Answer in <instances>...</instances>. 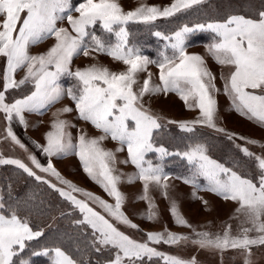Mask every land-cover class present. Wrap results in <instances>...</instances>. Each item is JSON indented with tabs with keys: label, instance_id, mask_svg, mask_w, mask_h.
Here are the masks:
<instances>
[{
	"label": "snow or ice",
	"instance_id": "snow-or-ice-1",
	"mask_svg": "<svg viewBox=\"0 0 264 264\" xmlns=\"http://www.w3.org/2000/svg\"><path fill=\"white\" fill-rule=\"evenodd\" d=\"M202 2L175 0L162 9L140 5L135 10L125 12L117 0H83L75 7L72 0H0V57L5 58L6 62L0 72V113L7 125L2 140H8L27 151L12 130L13 120L26 128L25 113L42 115L66 94L75 102L79 118L104 135L98 139L88 138L86 133L81 132L74 144L67 129L75 125L58 118L71 111L70 108H64L54 114L57 118L51 125L52 131L45 136L46 144H35V147L48 158H63L71 154L78 156L86 175L115 203L109 204L63 179L51 159L44 166L36 156H28L35 169L55 177L64 188L37 175L32 167L20 159L3 158L0 155V165L15 166L28 177L47 185L74 209H78L82 218L74 223L82 229H90L89 233L82 234L92 252L98 255L108 253L104 264H146L153 258L162 260L163 264H197L195 257L184 260L159 252L150 244L172 246L190 240L201 249L221 253L243 250L249 257L253 247L264 246V156L237 145L244 157L254 161L256 176L253 179L212 159L207 154V145L199 139H192L183 151H169L157 142L164 125L143 104L145 95L175 92L189 109L197 108L200 113L193 122L179 123L177 126L181 131L193 133L197 126H201L224 132L215 122L217 103L214 93L220 91L215 85L216 77L201 56L188 55L185 48V41L190 34L210 30L219 39L207 46L208 52L217 64L232 69L227 77L221 75L224 94L230 98L234 111L240 116L264 127V11L258 13L257 19L232 15L223 23L197 24L194 27L185 25L171 35L154 31L152 34L155 37L165 41L164 48L172 49L171 55L161 51L159 60L142 55L140 48L130 43L129 24L152 25L159 18L174 16ZM73 11L79 14L78 17L72 15ZM65 19L71 31L57 27L58 21ZM97 28L102 31L103 37L97 34ZM50 38H54L55 43L46 52L29 54L30 46ZM90 52L106 54L122 62L127 70L117 73L92 65L73 72V58L79 55L88 57ZM149 64H156L159 68V85L151 84V73H148L142 86L135 90L137 75L147 72ZM21 69L25 70V75L17 80L15 74ZM65 76L75 80L76 84L66 89L62 87L59 81ZM29 83L33 86L29 94L8 99L7 94L11 90H18ZM227 135L230 140L245 139ZM107 137L120 144L117 151L126 147L128 158L121 163L130 162L134 165L137 169L135 179L143 182L142 199L149 205L147 215L143 218L148 221L157 219L155 205L148 197L149 185L161 188L167 198L169 185L166 181L170 174L165 172L163 160L174 156L186 160L190 166V175L178 179L194 189L210 191L237 203V212L245 216L243 223L251 227L242 228L241 235L237 237L231 236L229 226L222 236L214 238L207 232L193 230L194 238L166 231L146 233V242L133 240L118 227L123 225L139 230L122 211L125 197L118 187L121 176L116 174V154L101 147ZM245 143L264 147L257 145L254 140H245ZM150 154H154L161 162L153 163ZM201 177L207 182L203 189L198 183ZM129 182H133L132 178ZM74 193L85 199H78ZM193 197L198 198L196 192H193ZM88 201L98 205L106 215L90 207ZM48 207L51 209L53 205ZM170 212L177 226L191 227L179 214L175 203ZM253 231L258 234L254 238L249 236ZM42 235V231H34L28 220L20 218L16 208L6 204L4 197L0 196V264H16L15 258L24 252L26 242ZM31 255L50 257L51 264H85L60 247L33 251ZM19 264L29 262L21 259ZM87 264H91V261ZM244 264H251L250 259L246 258Z\"/></svg>",
	"mask_w": 264,
	"mask_h": 264
},
{
	"label": "rangeland",
	"instance_id": "rangeland-1",
	"mask_svg": "<svg viewBox=\"0 0 264 264\" xmlns=\"http://www.w3.org/2000/svg\"><path fill=\"white\" fill-rule=\"evenodd\" d=\"M82 2L83 0H72V5L75 7ZM117 2L121 5L123 10L127 12L135 10L140 5L156 6L162 9L163 7L170 6L175 0H117ZM260 11H264V0H203L201 4L194 5L174 16L157 19L152 25L156 24L158 28L153 30L148 28L149 25L129 24V40L131 44L140 48L142 55L148 56L151 60H159L161 58L159 56L161 51H164L167 55H171L172 49H165V41L155 37L152 34L154 31H160L165 35H171L185 25L194 27L197 24L207 25L208 23H223L232 15H242L245 18L257 19ZM72 15L78 17L79 14L73 11ZM57 27L68 28L69 31H71L66 19L58 21ZM97 34L102 37L104 36L102 31L98 28ZM202 37L204 38L203 42H199L198 40ZM149 39H152L151 44H149L150 42L148 43ZM194 39L196 40L193 45ZM218 39L219 38L210 30L197 31L194 34H190L185 41V48L188 55L201 56L206 66L216 77L215 85L220 91L214 93V98L217 103L215 122L217 127L223 129L224 132H217L211 128L201 126H197L193 133L181 131L177 126L179 123L193 122L198 119L200 113L197 108L189 109L175 92H169L167 94L161 92L156 95H145L143 104L144 107L154 116L158 117L161 124L164 125L158 137L157 142L159 145H162L169 151H183L192 139H199L207 145V154L212 159L225 164V166H227L226 164H230L227 167H231L239 174L254 179L256 176L254 161L244 157L237 145L247 147L256 155L264 156V147L245 143V140H254L257 145H264V127L240 116L234 111L230 98L224 94V80L221 79V75L227 77L232 69L217 64L207 49L208 45ZM54 43V38H50L43 43L30 46L29 54L36 55L44 53L53 46ZM144 47H147V51L152 50V52H154L155 59L146 53ZM5 64V58L0 57V72L5 68ZM92 65L104 67L109 69V71L117 73L127 70V66L122 62L115 61L108 55L97 52H90L88 57L83 55L74 57L71 70L73 72L78 69L84 70ZM17 73H19L20 77L18 80H20L24 77L25 70H18ZM148 73H151V84L153 86L159 85V68L156 64H149L147 72H141L137 75L138 82L134 86L135 90H138L142 86ZM59 83L66 89L70 86H74L76 81L65 76L60 79ZM0 85H2V80H0ZM29 89L33 90V86L30 83L22 86L18 90H11L7 94L8 99L11 100L14 97L20 98V96H24L23 94L27 93ZM189 103L191 104L193 102L189 101ZM64 108H70L71 111L60 115L58 118L67 121L69 125H75V127H69L67 129L72 135L74 144L77 143V137L81 132L86 133L88 138L98 139L104 135L103 132L95 129L89 122H85L79 118L75 102L65 94L59 102L50 106L42 115L37 113L24 114L27 127L21 126L23 131L31 135L30 138L23 136L21 131L11 124L13 132L26 146L27 151L13 145L8 140H2L7 125L3 114L0 113V155H2L3 158L20 159L29 167H32L37 175L56 184L57 187L64 188V185L60 184L55 177L46 173H41L39 170L35 169L34 166L31 165L28 156L29 154L36 156L37 160L44 166H46L49 159H51L53 166L63 179L70 181L83 191L90 192L100 197L109 204H114L115 201L86 175L78 156L71 154L63 158H48L35 147V144L41 146L46 144L45 136L49 131H52L51 125L54 119L57 118L54 114ZM168 121H173L174 123L169 124L167 123ZM227 134H233L235 137H243L245 139L230 140ZM101 147L116 154V174L121 176V182L118 187L125 197L122 211L129 220L138 226L139 230L123 225H118V227L133 240L146 242V233L166 231L194 238L193 230L196 232H207L214 238L217 235L222 236L229 226H231V236L237 237L241 235L242 228L251 227V225L243 223L245 216L237 212V203L231 200H225L210 191L194 189L191 185H187L183 183L181 179H178L177 177H180V175L167 172V166L171 164V172L172 169L179 168L178 171L182 169V171L186 173H183L181 176L190 175V166L187 164L186 160L174 156L165 157L163 160L164 170L166 173L170 174L169 179L166 181L169 185L167 198L163 195V190L161 188L154 184L149 185L148 197L155 205L154 211L157 215V219L155 221H148L143 217L147 215L149 205L146 200L142 199L144 195L143 182L135 179L137 169L130 162L127 164L121 163V161L128 158L126 147L122 151H117L121 146L118 142L113 141L111 137L105 138L101 143ZM150 156L153 158V163L161 162L154 154H150ZM219 157L222 158V161ZM173 164L176 166H172ZM4 167L19 170L13 165H0V170ZM29 178L36 184H43L36 181L33 177ZM130 178H132L133 182H129ZM15 179H17V184H20V186L24 183L19 174ZM198 183L201 189L207 186V182L204 181L202 177L199 178ZM50 191L55 203L53 202V207L49 209L48 216L46 217L44 215L38 222L37 227L34 226L29 217L17 213L20 218L28 220L34 231L43 232V235L37 238H40V241L33 251L42 250L44 248L51 249L60 247L78 261L85 262V264H87L88 261H91V264H96L97 261H99V264H104V261L108 258V253L105 252L103 255H98L92 252L88 248L85 236L82 234L89 233L90 229H82L74 223L75 220L82 218L79 210L74 209L68 202L59 197L58 193L52 190ZM193 192H196V197L198 198L193 197ZM74 195H76L78 199H85L78 193H74ZM0 196H3L1 192ZM205 201L207 202L206 204L204 203ZM88 203L89 206L93 207L96 211L105 214L98 205L92 204L91 201H88ZM173 203H175L179 214L183 216L191 227L177 226L170 212ZM62 213H64V215H62ZM60 228L63 233L59 231ZM256 235L258 234L255 231L249 233V236L253 238ZM35 240L26 242V246ZM75 241H78V244ZM150 247L155 248L159 252L177 256L184 260H190L195 257L197 264H244L246 258L250 259L251 264H264V246L253 247L250 257L243 250H227L221 253L217 250L201 249L193 245L190 240L172 246L163 243L150 244ZM32 252L21 255V257L16 260V264H19L21 259L28 261L29 264H51L50 257L32 256ZM34 257H38V259L31 261V258L33 259ZM41 257L43 260L40 259ZM45 259H47L48 262L43 263V261H46ZM146 264H163V261L158 258H153L151 261H146Z\"/></svg>",
	"mask_w": 264,
	"mask_h": 264
},
{
	"label": "trees",
	"instance_id": "trees-1",
	"mask_svg": "<svg viewBox=\"0 0 264 264\" xmlns=\"http://www.w3.org/2000/svg\"><path fill=\"white\" fill-rule=\"evenodd\" d=\"M148 28L150 30L151 29L153 30L155 28H158V26L154 24V25H149ZM203 37L200 38L198 41L203 42V39H204ZM195 40L196 39H194L192 43L193 45H194ZM151 42H152V39L151 40L149 39L148 43L151 44ZM144 50L150 57L155 59L154 52H152V50L147 51V47H144ZM31 90L32 89H29V91L27 93H24L23 95L29 94ZM174 159L178 160L177 158H174ZM219 159L222 161V158L219 157ZM226 165L229 166L230 164H226ZM170 166L171 164L167 166V169H166L167 172L173 173L175 175H180V176L185 172V171H182V169L181 171H178L179 168L172 169V172H171ZM172 166H176V165L173 164ZM18 174L20 178H22L24 181V183L21 186L20 184H17V179H15L17 178ZM50 190L51 189L45 184H39V183L36 184L29 177L23 174L20 170H16L12 168H5V167L0 170V192L2 193L4 197L5 203L11 204L13 207H15L17 210V213L24 214V216L29 217L32 220L35 227H37L38 222L41 220V218L44 215L46 217L48 216V213H49L48 206L53 205L55 203V201L52 199V195H51L52 193ZM41 201H43V204H41ZM59 231L61 232V228L59 229ZM61 233H63V231ZM39 241H40V238L30 243L29 245L27 244L24 252L21 253L15 259L17 260L21 257V255L32 252L36 248L37 243ZM75 242L78 244V241H75ZM37 259L38 257H34L33 259L31 258V261L37 260ZM40 259L43 260L42 257ZM45 260L46 261H43V263L48 262L47 259Z\"/></svg>",
	"mask_w": 264,
	"mask_h": 264
},
{
	"label": "crops",
	"instance_id": "crops-1",
	"mask_svg": "<svg viewBox=\"0 0 264 264\" xmlns=\"http://www.w3.org/2000/svg\"><path fill=\"white\" fill-rule=\"evenodd\" d=\"M15 77H16V79L18 80L19 79V73H17L16 75H15ZM12 125L14 126V127H16V128H18V130H20L21 131V134L23 135V136H25L26 138H30V134H27L25 131H23V129H22V126L18 123V121H16V120H13V122H12Z\"/></svg>",
	"mask_w": 264,
	"mask_h": 264
}]
</instances>
